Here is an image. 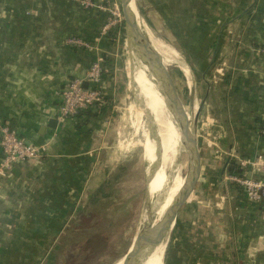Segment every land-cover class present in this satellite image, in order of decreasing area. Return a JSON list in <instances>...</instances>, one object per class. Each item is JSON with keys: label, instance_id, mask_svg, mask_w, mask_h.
I'll use <instances>...</instances> for the list:
<instances>
[{"label": "crops", "instance_id": "0c3cea01", "mask_svg": "<svg viewBox=\"0 0 264 264\" xmlns=\"http://www.w3.org/2000/svg\"><path fill=\"white\" fill-rule=\"evenodd\" d=\"M105 18L77 0H0V129L10 126L29 144H49L42 160L16 163L0 176V264H48L82 197L93 191L94 168L106 161L105 131L123 99L116 96L118 42L99 36ZM199 36L201 141L208 142L206 127H216L222 132L213 138L223 151H206L201 159L200 186L178 215L168 264H264L263 207L227 179L229 161L239 175L262 178L239 163L264 153V0H200ZM70 38L106 58V110L98 117L80 112L59 119L62 88L84 79L96 55L67 44ZM145 67L141 60V84H149Z\"/></svg>", "mask_w": 264, "mask_h": 264}, {"label": "rangeland", "instance_id": "374dc122", "mask_svg": "<svg viewBox=\"0 0 264 264\" xmlns=\"http://www.w3.org/2000/svg\"><path fill=\"white\" fill-rule=\"evenodd\" d=\"M135 2L139 14V21L148 38L154 41L152 42L153 47L157 50L156 46L162 45L164 49L178 55V63H175V61H172V58L169 59L165 55L167 65L164 66L171 78V83L180 103L188 116V120L192 124L195 111L201 109L200 100L203 99L201 97L202 95L200 96L203 90V86L200 84V0H179L178 2L174 0H135ZM118 33V35L112 37V41L118 42L117 49L118 46L120 48L118 55L120 56L119 60L122 62L121 68L119 67L121 90L116 91V96L119 101L120 98L123 101L120 104L116 102L118 110L112 114L111 124L105 131L106 144L100 153L102 154V159L106 158V161L103 160L102 166L99 165L93 170L97 178L94 177L91 181L95 185L93 186V191L89 192L92 197H90L91 195L89 197H82L81 206L78 207V212L72 219L74 220L78 216L90 198L99 196L101 199V197L113 195L111 197L112 200H109L106 214L100 220V224L102 225L111 222L110 225L112 227L104 234L103 239L95 240L98 246L105 247L106 252L97 260L96 264L100 262L102 264H115L131 248L144 219L147 193V167L150 164L148 156L149 145L151 146L152 142L148 135L149 130L145 132L144 140L146 120L144 118L140 119L143 115L141 116L142 112L138 113V108L135 111L136 107H134L129 85L130 80L127 78L128 58L124 27H120ZM192 35L196 38L195 40L191 39ZM223 35L225 39H229L234 34L223 33ZM214 39L215 37L212 36L208 41H213ZM221 42L223 43L224 39ZM224 47L226 52L230 53L228 46L224 45ZM142 62L144 61L142 60ZM183 63L188 67L189 78L184 75L180 68ZM219 74H223V71L219 70ZM126 82L129 88L127 90L126 85V91L124 92L122 88H124ZM152 84L154 83L152 82ZM143 90L142 96L145 106L152 113L153 100L148 90L144 88ZM195 125L201 159L206 151H217V155H222L223 150L216 140L218 139L217 133L219 135L221 130L216 127H213V129L210 126L206 127L205 135L208 142H203L201 141L203 135L201 136L202 132L200 131V112ZM166 126L167 120L164 119L163 139L166 137ZM211 136L212 139H210ZM213 136H215V140ZM209 146L212 147L209 148ZM176 160L179 162L178 178L179 181H183L186 178L188 167L187 152L182 150L178 153ZM204 164L202 161L201 171L203 170ZM96 182H99V184ZM106 186L108 187L106 188ZM198 186H200V180ZM102 189L106 190L101 194L100 190ZM59 244L60 242L55 243V248L53 250L51 249L50 256L46 258L48 264H56L54 262L56 256L60 260V264H64L69 259H74L79 248H81L82 242L75 243L71 246H64L61 250ZM173 252L175 253L174 250ZM173 252L170 251V245H168L163 264L170 263Z\"/></svg>", "mask_w": 264, "mask_h": 264}, {"label": "bare ground", "instance_id": "6f19581e", "mask_svg": "<svg viewBox=\"0 0 264 264\" xmlns=\"http://www.w3.org/2000/svg\"><path fill=\"white\" fill-rule=\"evenodd\" d=\"M152 42L154 41L150 40L152 48L161 56L165 66L167 65L165 55L169 59L172 58V61H175V63H178V55L164 49L162 45H157L156 50L153 47ZM141 60L144 61L143 65H146L144 70L147 74H149V84H141V81H139ZM141 60H137V62H135L136 65L132 64V69H130L131 67L129 64V70L131 82L133 80L134 84L137 85L140 96L143 98L142 92H144V88L148 90V93L153 100L152 115L154 116L155 131L153 132H155V135L153 139L149 130L148 135L152 143L151 146L149 145L148 161L150 163L149 166L151 164L156 165V169L153 173H151L149 171V166L147 167V193L143 217L144 223L151 229L148 238L153 239L159 224L165 218L170 202L177 192L182 190L184 185L187 183L186 178V181L185 179L183 181H179V162H177L176 158L178 157V153H180L182 150L187 152L185 145L187 143L188 131L186 129L184 111L182 108L180 109L179 104L174 100L172 105L167 103L164 92L162 91V87L160 86L158 80H156V77H154L152 74L153 71L150 68L149 63H147V61L143 58ZM180 68L182 69L184 75L189 78L187 65L183 63ZM152 82L154 84H152ZM164 119L167 120L165 139H163ZM164 251V244L158 245L156 247L150 246L148 249H142V251L138 250L137 252L131 254L128 264H163L162 260ZM115 264H124L123 258H121Z\"/></svg>", "mask_w": 264, "mask_h": 264}, {"label": "built area", "instance_id": "2783aa9c", "mask_svg": "<svg viewBox=\"0 0 264 264\" xmlns=\"http://www.w3.org/2000/svg\"><path fill=\"white\" fill-rule=\"evenodd\" d=\"M80 8L97 10L105 13L106 18L100 28V38L109 35H118L120 27L123 28L124 20L119 0H77ZM118 38V36H117ZM67 44L85 50L95 51L96 55L87 70L84 79H73L66 83L61 92L59 105V119L65 121L75 117L81 111L95 108L105 103V57L97 52L95 46L79 38H70ZM264 54V50H262ZM86 84V86H84ZM264 135V128L262 129ZM49 149L48 143L33 145L27 143L10 126L0 129V176L8 172L16 163L39 161L44 158ZM241 167H251L260 175L261 179L242 175H230L229 182L238 185L245 199L254 204H261L264 211V153L257 155L252 160H242Z\"/></svg>", "mask_w": 264, "mask_h": 264}, {"label": "water", "instance_id": "95a60500", "mask_svg": "<svg viewBox=\"0 0 264 264\" xmlns=\"http://www.w3.org/2000/svg\"><path fill=\"white\" fill-rule=\"evenodd\" d=\"M124 20V32L126 38V47H127V58L130 67L135 62L140 61L142 58L149 63L150 68L153 71L154 77L158 80L160 86L162 87V91L164 92L167 103L173 104L172 102L176 101L180 109L184 111L182 104L173 88L171 78L164 66L163 60L161 56L152 48L150 39L146 35L144 29L141 26L139 21V14L136 8L135 0H119ZM136 65V64H135ZM132 69V67L130 68ZM129 85L131 86V96L134 101V107L138 108L143 116L140 119H145L146 124L144 127V140H145V132L150 130L151 136L154 139L155 135V123L154 116L152 113L146 108L143 98L140 96L137 85L134 84L133 80ZM86 86V84L84 85ZM174 100V101H173ZM135 108V111H136ZM200 110L197 109L195 111V115L193 118L192 124H190L188 120V116L184 111L185 120H186V129L188 131L187 135V143L186 148L188 153V167L186 179L187 183L184 185L182 190H179L177 194L174 196L172 201L170 202L169 208L165 215L163 221L159 224L153 239L148 238L150 235L151 229L146 226L144 220L141 224L140 230L135 237L131 248L123 257L124 264H128L131 254L137 252L138 250L148 249V247H156L158 245L164 244L165 251L168 245L171 242L178 215L181 210L184 208L185 204L188 202L190 197L192 196L196 185L199 182L201 175V157L198 150L196 132H195V124L198 118ZM158 138V137H157ZM147 163V162H146ZM148 166V164H147ZM156 169V165H150L149 171L153 173ZM185 179V181H186ZM164 251V255H165ZM164 260V256H163ZM162 260V262H163Z\"/></svg>", "mask_w": 264, "mask_h": 264}, {"label": "trees", "instance_id": "16d2710c", "mask_svg": "<svg viewBox=\"0 0 264 264\" xmlns=\"http://www.w3.org/2000/svg\"><path fill=\"white\" fill-rule=\"evenodd\" d=\"M113 36L114 35L112 34L111 37ZM90 109L91 108L81 111V113H84V115L88 117L90 115L98 117L105 112L106 107H103L102 105L96 106L98 112L94 115L91 114ZM228 163L230 164L228 173L230 175H239V168L232 161H229ZM107 187L108 186H106V188ZM104 190H100V193L102 194ZM112 196L107 195L103 198L100 196L101 199L99 196L90 198V200L87 201V207L85 206L78 216L75 217L74 220H71L64 234L57 241L60 242L59 248L61 250L64 246H71L78 242H82V244L74 259H69L64 264H96L97 260L105 254V247L98 246L96 241L103 239L104 234H106L112 227L110 225L111 222H108L105 225L100 224V220L104 217L106 211L108 210L109 200ZM90 197H92V195ZM93 241L94 243H92ZM54 262L56 264H60V260L57 256ZM98 264L102 263L100 262Z\"/></svg>", "mask_w": 264, "mask_h": 264}]
</instances>
